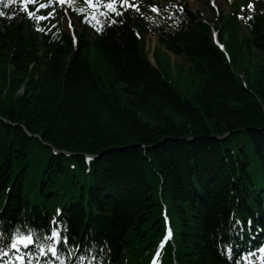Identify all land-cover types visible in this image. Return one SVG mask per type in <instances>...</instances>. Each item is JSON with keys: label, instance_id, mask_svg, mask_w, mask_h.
Here are the masks:
<instances>
[{"label": "trees", "instance_id": "1", "mask_svg": "<svg viewBox=\"0 0 264 264\" xmlns=\"http://www.w3.org/2000/svg\"><path fill=\"white\" fill-rule=\"evenodd\" d=\"M55 23L34 35L0 16L3 229L25 217L45 227L60 208L68 241L142 264L166 208L174 242L165 264H230L229 215L260 210L251 191L264 187V64L245 59L264 53V16L248 36L235 16H220L229 57L186 9L173 31L157 28L189 64L183 91L148 60L143 19L126 16L94 37L84 29L76 45Z\"/></svg>", "mask_w": 264, "mask_h": 264}, {"label": "rangeland", "instance_id": "2", "mask_svg": "<svg viewBox=\"0 0 264 264\" xmlns=\"http://www.w3.org/2000/svg\"><path fill=\"white\" fill-rule=\"evenodd\" d=\"M159 3L163 7H169L173 0H158ZM207 1L210 0H189L190 6L192 9L199 10L203 12V15L210 19V21L215 22V13L209 8L207 5ZM217 6L220 10H225L227 13L232 12V9L228 7L223 1L218 0ZM159 50H157V49ZM157 50L154 52V50ZM147 50H148V58L157 66H159L163 72L170 74V78L173 80L176 88L179 91H183V87L185 85V81H188L189 75V64L184 58L177 57L173 53L167 52L164 47H162L158 43V39L156 37H150L147 42ZM160 58V60L155 59ZM247 61H252V63L260 62L264 64V53L257 52L252 49L251 60L247 59ZM160 61V62H159ZM159 62V65H158Z\"/></svg>", "mask_w": 264, "mask_h": 264}, {"label": "snow or ice", "instance_id": "3", "mask_svg": "<svg viewBox=\"0 0 264 264\" xmlns=\"http://www.w3.org/2000/svg\"><path fill=\"white\" fill-rule=\"evenodd\" d=\"M15 0H7V2H5V0H0V4H4L5 7L11 6L12 3H14ZM32 3H35L36 0H31ZM60 2L63 4L65 2V0H60ZM85 2L89 5H91L93 8L96 7V5L93 3V0H85ZM21 3L23 4L24 10L27 12V14L29 15V17H33L35 15V13L28 11L27 5L29 3V0H21ZM120 3L122 4H128V0H120ZM106 8H108L110 10V12L112 13H116L117 15H122V13L120 11H118V8L116 6V0H112V2L107 3L106 5H104ZM131 6V5H129ZM40 7L44 8L47 7V4H40ZM179 7V6H178ZM81 12L83 11V9H79ZM138 10V8H137ZM152 10L158 12L159 9L156 8L155 6H152ZM182 10V9H181ZM6 15V13L3 10H0V16H4ZM46 17L44 16H40L39 19H45ZM96 17H93V19H95ZM115 22V21H113ZM43 30V29H41ZM3 233H0V236H2ZM45 241H48V243H45ZM9 242H10V247L12 249H18L20 246H23L25 248H27L29 245H33L36 244V240L34 235L32 234H28V233H23L21 232L19 229H17L15 231V234L9 237ZM63 242V243H67V237H61V233L56 230L53 229L51 231L50 235H47L46 237H42L41 238V242L37 245L36 247V251L37 254H51L53 256H57L58 255V245ZM227 254L229 255V257L232 254V245L229 243L227 246ZM261 251H264V249H261ZM18 259H23L22 256L17 257ZM262 259H264V257H262Z\"/></svg>", "mask_w": 264, "mask_h": 264}, {"label": "water", "instance_id": "4", "mask_svg": "<svg viewBox=\"0 0 264 264\" xmlns=\"http://www.w3.org/2000/svg\"><path fill=\"white\" fill-rule=\"evenodd\" d=\"M23 129H24V131H26L27 135L32 136V134H31L30 132H28L27 129H26L25 127H23ZM37 138L40 139V136H37ZM56 151H57V150H56ZM57 152H58V153H62V154H66V155H70L69 152H59V151H57ZM89 157H90V158H93L94 156H89Z\"/></svg>", "mask_w": 264, "mask_h": 264}, {"label": "bare ground", "instance_id": "5", "mask_svg": "<svg viewBox=\"0 0 264 264\" xmlns=\"http://www.w3.org/2000/svg\"><path fill=\"white\" fill-rule=\"evenodd\" d=\"M246 194V193H245Z\"/></svg>", "mask_w": 264, "mask_h": 264}]
</instances>
